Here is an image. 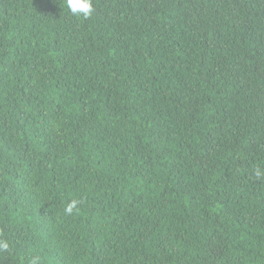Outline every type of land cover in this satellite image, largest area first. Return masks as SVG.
<instances>
[{
	"label": "trees",
	"instance_id": "obj_1",
	"mask_svg": "<svg viewBox=\"0 0 264 264\" xmlns=\"http://www.w3.org/2000/svg\"><path fill=\"white\" fill-rule=\"evenodd\" d=\"M93 8L0 0V264H264V0Z\"/></svg>",
	"mask_w": 264,
	"mask_h": 264
},
{
	"label": "clouds",
	"instance_id": "obj_2",
	"mask_svg": "<svg viewBox=\"0 0 264 264\" xmlns=\"http://www.w3.org/2000/svg\"><path fill=\"white\" fill-rule=\"evenodd\" d=\"M66 8L74 17L81 19H89L92 17L94 8L93 0H64ZM77 201H72L65 209L66 213L71 214L76 207ZM9 247L7 242H0V249L7 250ZM40 258L31 260V264H39Z\"/></svg>",
	"mask_w": 264,
	"mask_h": 264
}]
</instances>
